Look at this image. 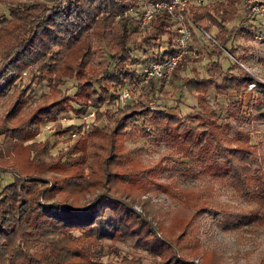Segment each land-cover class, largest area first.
Instances as JSON below:
<instances>
[{
  "label": "trees",
  "instance_id": "obj_1",
  "mask_svg": "<svg viewBox=\"0 0 264 264\" xmlns=\"http://www.w3.org/2000/svg\"><path fill=\"white\" fill-rule=\"evenodd\" d=\"M241 2L209 0L187 7L189 44L196 53L183 55L169 82L180 91L178 100L184 88L203 94L197 96L193 111L179 113L147 103L164 81L151 79L135 87L141 63L173 51V19L166 10L140 28V0L6 1L8 15L0 14V96L11 87L17 90L0 120V134L17 145L28 140L36 168L14 171L0 187V264H216L220 255L199 245L193 225L210 205L205 200L197 203L200 185L162 179L174 169L191 180L218 182L247 203L255 202L243 220L253 230L264 228V159L246 128L264 123V106L251 91L264 90V82L256 80L249 88L252 74L224 67L218 57L207 61L206 74L194 65L202 57L201 30L211 35L210 55L224 49L231 53L232 34L241 28L251 31ZM213 26L216 31L211 33ZM100 44L109 56L97 60ZM189 66L192 74H182ZM70 78L72 91L59 86ZM41 82H46L51 98L19 119L31 85ZM125 83L131 97L120 103L117 97ZM210 88L216 94L234 91L235 96L213 104L205 95ZM104 103L113 111L100 109ZM88 107L95 109L98 121L80 132L65 152L48 161L35 152L48 144V137L41 147L35 139L42 121ZM132 123L169 151L152 164L133 160L124 143ZM82 125L56 122L55 129L71 138ZM97 148L105 152L97 165L103 175H96L95 169L85 174L79 167ZM72 152L79 155L68 156ZM119 163L130 166L127 173L117 168ZM137 163L140 167L134 169ZM53 168L62 175H44ZM154 188L177 203L178 217L171 225L146 207L150 196L143 194ZM192 237L194 242H189ZM126 240L132 243V253L121 249L119 242ZM255 264H264V257Z\"/></svg>",
  "mask_w": 264,
  "mask_h": 264
},
{
  "label": "rangeland",
  "instance_id": "obj_2",
  "mask_svg": "<svg viewBox=\"0 0 264 264\" xmlns=\"http://www.w3.org/2000/svg\"><path fill=\"white\" fill-rule=\"evenodd\" d=\"M7 0H0V14L8 15ZM248 23L251 31L246 32L245 29H238L235 31L228 43L231 46L232 52L229 53L224 49L219 55H210L207 48L210 47L209 39H204V44L201 47L202 57L194 65L201 71L202 74H206L207 61L210 58L218 57L223 66L231 65L233 69L241 70L246 65L250 71L257 74L264 79V34L256 35V32L261 31L262 26L257 22L254 17L249 16ZM216 31V27L213 26L211 33ZM207 44V45H205ZM140 57H143L145 53L141 50L135 51ZM109 54L103 44L96 51V59L108 58ZM245 69V68H244ZM182 74L190 75L192 70L190 66L181 71ZM26 74H24V78ZM61 88L65 87L68 91L74 89L72 79H67L65 83H62ZM16 88H10L8 93L0 96V120L5 111L9 108L14 99V91ZM252 94L256 95L259 100L257 104L264 106V90L253 88ZM179 90L175 89V84L171 82H165L161 89H157L150 94V98L147 101L149 104L155 105L160 103L165 106L169 111L187 113L193 111L196 107V99L198 95L203 94L200 90L194 89L192 91L184 88L180 99L178 100ZM248 92L245 93V97L248 96ZM209 101L213 104L216 102H226L230 97L235 96L234 91H227L225 93L216 94L212 88L205 94ZM49 89L46 82L39 84L33 83L30 90L26 94L25 101L22 105V109L18 113V118L21 119L27 115L30 110L42 99H50ZM108 105V106H107ZM110 103H104L99 106L100 109L109 108ZM94 110L92 116L86 113L89 110ZM113 111V108L110 107ZM115 110V108H114ZM89 121L88 126L81 127L80 130L72 131L71 138H68L67 132H58L56 122H59L61 126L70 123H83ZM95 109L88 107L85 110L76 112L73 109H69L66 112H60L58 117L54 120L42 121L39 125V132L36 134L35 139L39 141V147L45 144V140L48 137V144L44 149H38L35 152L41 155L44 160H55V157L60 152H65L69 145L73 143V139L84 130L90 128L92 124L96 123ZM103 121L104 120H101ZM101 123V122H99ZM132 123L128 126V133L125 137V146L131 149L133 160H139L141 163L152 164L160 158L163 153H166L168 148L164 144H156L152 141L150 133L143 132L139 127ZM139 125V124H138ZM251 133V139L253 142H257L260 156L264 159V123L253 122L246 125ZM28 140L23 141L22 145L14 144L13 139L0 134V187L3 183L9 181L16 170L32 171L35 170V162L32 160L33 152L27 146ZM41 152V153H40ZM104 150L97 148L87 157V162H83L79 168L85 172L95 169L96 175H103L102 170L98 168L100 159L104 155ZM70 154V155H69ZM68 156H78V152L69 153ZM174 157L178 155L172 154ZM140 164L134 166L137 169ZM117 168L125 173L129 170L130 166L127 163H119ZM57 168L48 169L44 175L53 177V175H62V171H56ZM71 171V170H70ZM17 172V171H16ZM171 175V176H170ZM170 175L162 176L163 180L176 179L183 181L182 184L187 186L194 184L199 185L201 195H198L197 203H201L205 200L209 203L210 208L206 210L201 216L193 221L195 228V234L197 236L199 245L207 248H213L220 258L216 264H255L261 257H264V228L258 227L256 230L251 229L247 223L243 220L244 212L247 213L251 208L255 206V202L247 203L241 199L231 188L225 187L218 182L207 181L203 179H189L185 173H180L176 169L170 172ZM175 177V178H173ZM100 190V187L95 188L92 192ZM152 191L146 192L145 195H149V203L146 207L152 209L156 216L162 218V223L165 225H171L173 220L178 217L175 206L177 203L166 193L165 191L154 188ZM152 192V193H150ZM150 193V194H149ZM92 194V193H91ZM89 194H86L88 196ZM76 196H82L76 195ZM148 196V197H149ZM85 196L82 197L84 199ZM136 208L144 210L141 206L136 204ZM195 237L188 239L189 242H194ZM121 249L127 252H133V246L130 240L119 242ZM106 258V256H103Z\"/></svg>",
  "mask_w": 264,
  "mask_h": 264
},
{
  "label": "built area",
  "instance_id": "obj_3",
  "mask_svg": "<svg viewBox=\"0 0 264 264\" xmlns=\"http://www.w3.org/2000/svg\"><path fill=\"white\" fill-rule=\"evenodd\" d=\"M209 0H140L141 14L139 27L144 28L149 25L152 18L161 10H166L173 19V51L170 55L160 58L149 59L141 63L138 67V73L135 81V87H140L149 82L151 79L168 82L172 76L173 68L176 63L186 53H196L190 48L191 28L186 19L187 7L191 4H203ZM243 7L247 8L249 16L254 17L262 26L261 31L256 35L264 34V0H242ZM200 37L202 40L211 38V35L201 30ZM162 50V47L160 51ZM249 71L254 79L248 83L249 88H253L256 80L264 82V79L254 74L250 69L241 63ZM131 97L129 85L125 83L119 92L117 100L120 103ZM94 110H89L86 114L92 116ZM89 121H84L83 126H88Z\"/></svg>",
  "mask_w": 264,
  "mask_h": 264
}]
</instances>
